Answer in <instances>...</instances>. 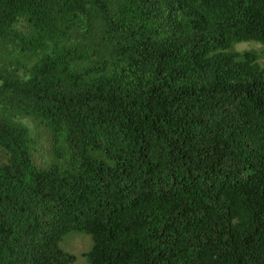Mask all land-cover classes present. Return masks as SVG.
Wrapping results in <instances>:
<instances>
[{"label": "trees", "instance_id": "1", "mask_svg": "<svg viewBox=\"0 0 264 264\" xmlns=\"http://www.w3.org/2000/svg\"><path fill=\"white\" fill-rule=\"evenodd\" d=\"M264 0H0V264H264Z\"/></svg>", "mask_w": 264, "mask_h": 264}, {"label": "rangeland", "instance_id": "2", "mask_svg": "<svg viewBox=\"0 0 264 264\" xmlns=\"http://www.w3.org/2000/svg\"><path fill=\"white\" fill-rule=\"evenodd\" d=\"M236 48L240 51L254 49L260 53L264 50L263 46L256 43L240 44ZM262 62L264 63V57L262 58ZM60 246L63 250L76 256V261L73 264H88L85 254L92 247V239L89 235L84 233H73L66 236L62 240Z\"/></svg>", "mask_w": 264, "mask_h": 264}]
</instances>
